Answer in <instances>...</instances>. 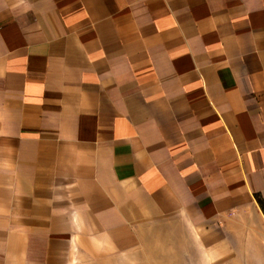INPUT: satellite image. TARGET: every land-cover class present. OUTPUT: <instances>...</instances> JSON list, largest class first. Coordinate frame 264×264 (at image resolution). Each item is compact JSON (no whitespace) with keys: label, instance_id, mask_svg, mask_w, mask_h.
<instances>
[{"label":"crops","instance_id":"0c3cea01","mask_svg":"<svg viewBox=\"0 0 264 264\" xmlns=\"http://www.w3.org/2000/svg\"><path fill=\"white\" fill-rule=\"evenodd\" d=\"M251 213L264 0H0V264L126 250L171 214L219 237Z\"/></svg>","mask_w":264,"mask_h":264},{"label":"rangeland","instance_id":"374dc122","mask_svg":"<svg viewBox=\"0 0 264 264\" xmlns=\"http://www.w3.org/2000/svg\"><path fill=\"white\" fill-rule=\"evenodd\" d=\"M207 232L171 214L139 228L131 248L81 253L77 264H264V219L251 213L230 221L223 236Z\"/></svg>","mask_w":264,"mask_h":264}]
</instances>
